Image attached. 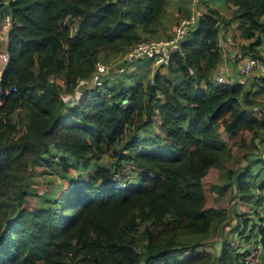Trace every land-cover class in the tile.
<instances>
[{"label":"trees","instance_id":"trees-1","mask_svg":"<svg viewBox=\"0 0 264 264\" xmlns=\"http://www.w3.org/2000/svg\"><path fill=\"white\" fill-rule=\"evenodd\" d=\"M170 2L0 0V16L11 17L0 79V198L10 207L0 213V264H255L251 249L240 252L226 237L217 253L202 243L228 223L226 210L211 205L222 170L264 223L263 194L252 188L264 189V172L256 174L258 157L250 156L264 134L256 98L264 76L213 82L224 58L221 22L237 19L248 40L241 54L263 57L264 0H225L229 19L206 2L169 52L167 72L150 70L148 57L126 58L136 64L132 72L108 66L164 28ZM98 62L109 70L93 85ZM151 126L159 132L146 135ZM238 150L246 164L227 168ZM78 166L68 188L30 200L40 167L70 173ZM246 214H236L237 227L241 235L249 229L247 239L258 236L264 255V224L256 233Z\"/></svg>","mask_w":264,"mask_h":264},{"label":"rangeland","instance_id":"rangeland-1","mask_svg":"<svg viewBox=\"0 0 264 264\" xmlns=\"http://www.w3.org/2000/svg\"><path fill=\"white\" fill-rule=\"evenodd\" d=\"M216 0H171L169 4V20H167L166 25L162 30H160L158 33H148L149 36L148 40H158V35H162L160 39L166 38L168 35L172 34L174 32V28L176 24L183 18H186L188 16L185 15V10H188L189 13L197 12V10L205 12L207 10L206 2L209 4H215ZM181 3L183 8L182 10L177 9V4ZM219 10L224 14L226 18H233V9L232 7H229L226 5L225 0H221L220 4L217 6ZM188 13V14H189ZM262 22H264V16L261 18ZM237 19H233L232 23L228 26L223 24L221 22V31H220V41L223 46L227 47H234L238 51L240 45L243 42H246V39H244L241 34L240 30L236 28L237 26ZM5 21L4 17L0 16V48L1 45L4 44L3 37L7 32V29L4 28ZM154 34V35H153ZM230 38V39H229ZM241 52V51H240ZM261 55L264 57V44L262 47H260ZM224 53V52H223ZM61 60L63 63L65 62V55L60 54ZM250 55L243 56L242 54H239V59H242L243 57H247ZM167 61L165 60L164 63H153L150 70L155 71L157 67H159L160 72H167L166 68ZM118 64H125L127 66V70L132 72L135 70V65L133 63H129L125 60L123 57H119L115 60H113V63L111 62L108 64L112 67H117ZM163 64V65H162ZM2 65V64H1ZM0 65V72L3 71L5 66ZM129 72V73H130ZM148 73V72H144ZM152 76V73H151ZM255 74H250L244 80H251L253 77H255ZM264 76V75H263ZM1 77V75H0ZM132 78V76L130 77ZM1 79V78H0ZM58 81L62 83L63 76H58ZM247 82V81H246ZM91 86V85H90ZM78 90L73 94V98L76 99L80 96L81 90L84 89V85H81ZM69 96V95H68ZM73 98H69L72 100ZM258 100L264 103V94H261L257 96ZM70 102V101H69ZM157 132H159V129L155 126L149 127L148 130H146V135H154ZM263 141H262V140ZM257 146H254L252 149L251 157L254 156L258 157V159L254 162L253 168L255 171H257L256 174H259V169L264 172V134L259 137V139H256ZM243 153L244 151L238 150L236 155H234L233 158L228 160L227 168L236 169L246 164V161L243 159ZM252 162V161H251ZM81 169L78 167H73V170L70 173H65L62 170L58 168H53V171L51 169H45L43 167H40L33 175L30 177L31 182V191H30V200L33 202H41L45 198H53L55 195L58 194V192L62 188H68L71 183L74 181L77 170ZM129 170L126 169V171ZM249 184L253 183L251 180L247 181ZM255 187H252L255 194L260 193L263 194V199L261 200V205L259 207L260 212L263 213L264 211V189H260L258 186V183L253 184ZM252 185V186H253ZM12 188L7 189L3 195L8 196V191H11ZM211 189L213 192V202L212 206L224 208L227 213V219L228 223L226 225H221L220 227L217 226V228H213L207 235L206 240H203V246L207 247L209 250H212L213 252L217 253L220 247V240L224 237L228 239L230 243L233 244V246L240 252L251 249V252L253 254V258L251 259L255 264H264V255L263 250L260 248V246L257 244V238L258 236L254 233L253 236H251L249 239L246 238L249 229L241 235L240 229H238V217L236 214L243 213L245 211H249V214H246V217L249 218V224L250 226H254L255 232L258 233L259 225L263 226V221H261L260 217L256 214H254V208L252 207L253 204H250L252 208H250L248 205L240 203L239 196H238V187L236 184V180L232 178H228L226 175V170L219 171L215 178L213 179ZM10 210V207L6 208L3 204V200L0 198V213L8 212ZM240 224V223H239ZM241 225V224H240ZM239 225V226H240ZM240 228V227H239Z\"/></svg>","mask_w":264,"mask_h":264},{"label":"built area","instance_id":"built-area-1","mask_svg":"<svg viewBox=\"0 0 264 264\" xmlns=\"http://www.w3.org/2000/svg\"><path fill=\"white\" fill-rule=\"evenodd\" d=\"M203 15L202 12L197 11L191 13L188 17L181 19L175 26L174 32L164 39L158 40H142L135 44L125 55L127 59H135L138 57H148L156 59L157 61L162 60V52L165 48H173L177 46L178 42L184 38L192 25H194L197 19ZM5 25L4 28L8 29L11 25V17L9 14H6L4 17ZM9 56L6 49H0V65L5 66L8 62ZM239 73L246 78L250 74H255L256 76L264 75V57H253L247 56L239 60L237 64ZM109 67L102 63L98 62L96 67V72L93 75L91 80L93 85L102 84V77L108 73ZM214 84H224L231 83L229 78L225 77L221 72L215 73L213 78ZM16 90V86L13 85L11 88H7L4 95L11 93ZM3 103V98L0 97V105ZM129 171V170H127ZM126 172V170H125Z\"/></svg>","mask_w":264,"mask_h":264},{"label":"crops","instance_id":"crops-1","mask_svg":"<svg viewBox=\"0 0 264 264\" xmlns=\"http://www.w3.org/2000/svg\"><path fill=\"white\" fill-rule=\"evenodd\" d=\"M220 1L221 0H216L214 1L215 4H210L211 6L213 7H217L219 4H220ZM199 11V10H197ZM194 12V11H193ZM192 12V13H193ZM202 12V11H200ZM168 13H169V9H168ZM167 13V16L165 17V19H163V22H162V25L165 26L166 23H167V20H169V15ZM204 13V12H202ZM191 14V13H190ZM169 18V19H168ZM8 30V29H7ZM7 34V32H6ZM6 34L4 35L3 37V41H4V44L1 45V48L2 50L6 49V45H5V41H6ZM230 39V38H229ZM246 42H248V40H246ZM246 42H243L242 44L246 43ZM221 43V41H220ZM241 44V45H242ZM221 46H222V51L224 52L223 55H224V58L223 60L220 62V64L218 65V68L216 69V73H222L225 77L229 78V80H231V83L232 82H246L247 80L243 78V76L239 73L238 71V68H237V64L239 62L240 59L239 58V54H241V50L239 48L240 51H238L236 48H232V47H227V46H223L222 43H221ZM263 46V45H262ZM261 46V47H262ZM173 48H165L164 51L162 52V60L161 61H157L156 59H154V63H163L165 62V60L167 59L168 57V54L169 52L172 50ZM258 50L260 51V48H258ZM262 54V53H261ZM119 57H124V55H119L118 57H115L113 58V60L119 58ZM244 58V57H243ZM126 59V58H125ZM113 63V61H112ZM109 66V65H108ZM127 65H122V64H118L117 67H115L114 71L116 72H119V73H122V72H125V70L127 69V67H125ZM127 71V70H126ZM0 75H2V72H0ZM1 78V77H0ZM79 86L78 88L81 86V85H85L86 83L84 81H80L79 82ZM78 90V89H77ZM70 101V99H69Z\"/></svg>","mask_w":264,"mask_h":264},{"label":"water","instance_id":"water-1","mask_svg":"<svg viewBox=\"0 0 264 264\" xmlns=\"http://www.w3.org/2000/svg\"><path fill=\"white\" fill-rule=\"evenodd\" d=\"M70 102H71V100H70Z\"/></svg>","mask_w":264,"mask_h":264}]
</instances>
